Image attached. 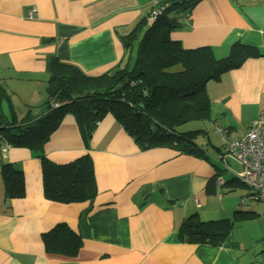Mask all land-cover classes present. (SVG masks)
I'll return each mask as SVG.
<instances>
[{"label": "crops", "instance_id": "obj_1", "mask_svg": "<svg viewBox=\"0 0 264 264\" xmlns=\"http://www.w3.org/2000/svg\"><path fill=\"white\" fill-rule=\"evenodd\" d=\"M148 11V0H0V86L17 117L28 109L35 114L46 101L48 57L100 75L123 63L128 49L122 37L144 31ZM179 15L182 25L170 38L183 48L209 46L223 57L241 42L261 53L206 82L213 130L200 135L207 137L205 147L197 143L202 155L171 145L143 148L111 114L95 125L86 148L73 116L65 114L44 155L60 164L87 152L97 193L81 202L49 200L39 158L25 147L0 151L24 176L23 196L10 200L4 199L0 177V264H264V249L254 246L264 234L246 238L240 221L215 245L187 243L178 235L186 217L227 218L239 204L230 213L223 196L208 192L233 181H212L216 160L219 171L232 170L221 158L216 129L235 140L253 120L264 119V0H197ZM243 210L259 220L264 206ZM56 223L79 234L75 256L45 251L41 233Z\"/></svg>", "mask_w": 264, "mask_h": 264}, {"label": "trees", "instance_id": "obj_2", "mask_svg": "<svg viewBox=\"0 0 264 264\" xmlns=\"http://www.w3.org/2000/svg\"><path fill=\"white\" fill-rule=\"evenodd\" d=\"M196 1L169 0L146 30L136 28L122 37L128 49L126 59L100 75H85L75 65L48 57L47 99L36 107L35 114L28 109L18 118L0 86V134L11 146L28 148L39 158L46 198L71 203L89 200L97 193L87 152L60 164L44 155V144L65 114L73 116L86 148L95 125L111 114L143 148L171 145L182 153L202 155L196 142L202 129L179 131V126L210 118L206 82L218 80L261 53L254 46L235 42L227 55L216 57L209 46L183 48L171 39L170 32L182 25L179 14L189 11ZM0 177L4 199L23 196L22 171L1 157ZM231 178L236 179L233 175ZM240 206L227 218L186 217L178 229L179 238L191 244H217L232 233L239 219L255 215ZM41 239L47 253L70 257L81 245L79 234L65 223L54 224L41 233Z\"/></svg>", "mask_w": 264, "mask_h": 264}, {"label": "built area", "instance_id": "obj_3", "mask_svg": "<svg viewBox=\"0 0 264 264\" xmlns=\"http://www.w3.org/2000/svg\"><path fill=\"white\" fill-rule=\"evenodd\" d=\"M168 1L148 0L147 24L155 20ZM34 12L35 8L32 6L28 11V17L31 18ZM216 131L221 135V155L223 157L221 158L226 163H228L226 158H231L238 162L239 171H229L250 191L247 196H242L240 203L243 204L247 200L264 202V119L253 120L245 132L235 140L228 139L220 128H217ZM10 146L7 140L0 135V151L5 152ZM217 175L212 176V181L217 185L223 184V177L220 178Z\"/></svg>", "mask_w": 264, "mask_h": 264}, {"label": "rangeland", "instance_id": "obj_4", "mask_svg": "<svg viewBox=\"0 0 264 264\" xmlns=\"http://www.w3.org/2000/svg\"><path fill=\"white\" fill-rule=\"evenodd\" d=\"M3 108H4V111H7V108L5 105H3ZM17 108H19V105L17 106ZM17 108L15 107V109H17ZM208 123H210L209 120L191 121V122H188L186 124L180 125L178 130L179 131H192V130H196V129L197 130L202 129V131L198 134L196 142L198 141L197 142L198 145L200 144L201 146L205 147L206 144L204 143V141L207 139V137L205 138V136H200V135L203 132V129H208V130H210V128L212 129V125H208ZM210 135L213 136V135H215V133L210 132ZM219 141H220V138L218 136L216 142H219ZM221 157H222V155H221ZM218 160H216L217 161L216 163L222 169V167H221L222 164ZM226 160L228 161V167L230 169H232L236 172L239 171V165H238L237 161H235L234 159H231V158H226ZM213 167H212V169L214 170V173L216 172L218 174L217 177H220V178L223 177L222 179H225V178H230L232 176V174L228 172L229 170H225V171L220 170L219 171V170H217V168H215V166H213ZM249 192L250 191L248 188H246L243 184H241L237 179H234L232 181V183H227V184H224L222 186H217L215 190L209 191L208 194L214 195L216 193L217 194L216 196H218V195L223 196L224 202H226L228 204V207L231 208L230 213H232L235 206L238 203H240L242 196L243 197L247 196V194H249ZM241 205H242V210H243L246 208H250V206L251 207H257V206H261V205L264 206V202L256 201V200H247L244 204H241ZM256 213H258V212H256ZM258 214L260 216H262V217H260L259 220H257V217L254 218L253 216L249 217L248 219H239L240 223H242V224H240V226H238V229H242L244 231L243 234L245 235L246 238H248L250 235L256 236V235L264 234V217H263L264 213L261 212ZM245 221H247V222L243 223ZM247 230H253V231L250 232ZM245 231H247V232L245 233ZM263 241L264 240L262 239L259 242H255L254 246L258 247V249H264V242ZM261 242H263V243H262V247L260 248ZM262 259L264 260V256L262 257Z\"/></svg>", "mask_w": 264, "mask_h": 264}, {"label": "water", "instance_id": "obj_5", "mask_svg": "<svg viewBox=\"0 0 264 264\" xmlns=\"http://www.w3.org/2000/svg\"><path fill=\"white\" fill-rule=\"evenodd\" d=\"M148 26H149V25H146V26H145V29H147V28H148Z\"/></svg>", "mask_w": 264, "mask_h": 264}, {"label": "clouds", "instance_id": "obj_6", "mask_svg": "<svg viewBox=\"0 0 264 264\" xmlns=\"http://www.w3.org/2000/svg\"><path fill=\"white\" fill-rule=\"evenodd\" d=\"M147 25H149V24H147ZM224 183V182H223ZM222 185V184H221Z\"/></svg>", "mask_w": 264, "mask_h": 264}]
</instances>
